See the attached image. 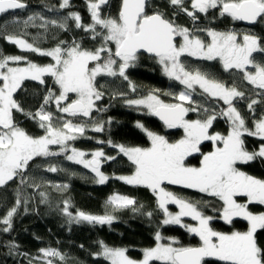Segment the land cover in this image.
I'll return each mask as SVG.
<instances>
[{
  "label": "snow or ice",
  "instance_id": "6c2138e0",
  "mask_svg": "<svg viewBox=\"0 0 264 264\" xmlns=\"http://www.w3.org/2000/svg\"><path fill=\"white\" fill-rule=\"evenodd\" d=\"M169 2L193 20L197 19L198 13H207L209 9L216 8H219L221 16L227 14L233 20L256 22L258 19H264V0H190V9L184 6V0ZM107 3L108 0H88L90 24L85 25L79 13L70 12L65 22L57 24L55 20L45 21L41 25L44 27L51 23L66 28V21L71 19L77 28L91 32L92 39L101 38V44L95 50L82 49L75 41L71 46L62 47L64 42L61 41L54 48L42 50L21 36L4 37L22 50L51 57L54 63L39 65L27 61L22 56L0 59V187L13 181L18 175L21 177V184H24L26 181L23 173L28 168L29 161L38 156L58 154L50 151L51 145H59L69 161L91 169L96 174V182L105 183L108 177L100 171L101 164L103 159L111 160L115 157H105L103 151L88 154L75 148H71V154L68 155L67 142L82 135L85 126L65 120L63 114L89 117L96 101L103 96L96 86L97 77L119 75L127 81L126 69L137 60L138 52L143 50L154 54L163 66L164 73L184 86V90L176 96L181 103H165L158 95L150 92L146 97L126 100V104L146 107L150 114L159 117L166 128L183 129V136L175 142H169L165 136L149 131L137 122L136 127L145 132L150 147H126L113 144L109 140V145L118 148L134 166L132 175L120 176L117 179L129 185L149 188L156 196L158 209L163 212L161 224L180 225L189 234L199 238V245L174 246L178 243L175 238H168L169 242L164 243L165 238L157 230L154 237L155 246L142 249L141 259H132L127 255L126 248L109 247L103 241L99 242L101 251L94 255L103 256L110 264H207V258H214L220 264H264V247L258 244L255 235L258 230H264V212L256 214L249 210V204L264 205V179L240 171L236 166L238 163H248L257 158L264 159V143H261L257 150L250 152L246 149L243 139L248 135L264 141V115L254 119L250 129L245 118L234 106L237 98L244 97L243 92L211 79L200 71H189L181 62V56L184 54L209 61L219 59L225 71L233 68L241 70L248 83L264 90V63H257L253 58L254 52L264 53L260 38L245 34L242 37L243 42L240 43L235 32H217L209 29L207 35L211 37V42L205 43L187 27H180L166 19L162 12L148 14L147 0H121L117 16L102 17L101 7ZM68 5L69 0H62L59 7L63 9ZM26 7L22 0H0V13ZM36 18L29 16L24 21L25 25ZM40 19L43 20V17ZM97 26L101 31H97ZM177 37L182 38L179 44L176 42ZM110 44L115 46L114 51L109 47ZM115 58H119L118 69L115 67L118 63ZM22 61L26 66H10V63L19 64ZM249 65L254 71L247 70ZM46 76H50L54 85L58 86V95L52 88H48L40 108L35 113H27L37 120L39 127L44 130V135L33 137L14 121L13 111H23L14 94L26 79L46 85ZM129 85L135 91L131 81ZM196 85L209 97L222 100L227 107L219 113L213 112L206 119H186L188 112L197 111L195 107L184 106V102H191ZM69 94H74L75 99H71ZM53 102L57 112L61 114L58 117L46 111V106ZM257 103L252 100L247 105L248 109L254 111ZM217 116L225 118L228 122L227 135L210 133ZM54 121L62 126H57ZM93 130L103 131V124L95 125ZM204 141L212 143V151L201 152ZM196 153L202 156L199 166H189L187 158ZM86 155H91L92 158L85 159ZM57 170L54 166L48 168L51 172ZM165 183L196 189L217 197L222 202L219 219L225 224H232L235 218H242L247 222V230L230 233L214 230L211 227L213 217L204 215L198 204L166 191ZM55 187L63 189L67 185ZM40 196L41 203H44L46 193L41 192ZM238 196H246L247 203H238ZM21 203H26V200H21L18 191L15 205L0 218V223L5 225L4 232L10 230L12 218ZM107 204L113 210L131 207L133 212H141L143 208V205L137 206L135 199L119 194L110 196ZM169 204H175L179 211L170 212L167 207ZM70 207V201H64L62 212L70 224H111L116 219L110 214L92 215L83 211L73 213ZM142 214L149 218L152 216L150 211ZM183 217H191L196 224L182 223ZM39 251L41 255L38 259L46 264H52L49 257L64 259L56 249L42 248Z\"/></svg>",
  "mask_w": 264,
  "mask_h": 264
},
{
  "label": "trees",
  "instance_id": "16d2710c",
  "mask_svg": "<svg viewBox=\"0 0 264 264\" xmlns=\"http://www.w3.org/2000/svg\"><path fill=\"white\" fill-rule=\"evenodd\" d=\"M27 7L24 9L9 10L0 14V59L7 56H22L27 61L39 65L54 63L51 57L42 56L39 53L22 50L17 45L4 39L7 35L21 36L34 46L48 50L56 47L61 41L62 47L71 46L75 41L82 49L95 50L101 44V38L92 39L91 32H85L83 28H77L71 19L66 21V28L47 23L45 21L65 22L70 12L79 13L82 22L87 25L91 23L88 10V0H69L66 8H60L62 0H22ZM121 0H108L106 5L101 7V15L107 13L108 17L118 15ZM184 6L190 9V0H184ZM162 12L166 19L174 22L180 27H187L194 35L207 39L205 30L213 29L219 31H238L251 33L261 41L264 47V19H258L254 24L244 26L237 20H233L227 14L221 16L219 8L209 9L207 13H198L197 19L193 20L187 16L179 7H174L169 0H147L146 12ZM29 16L37 18L25 25L24 21ZM43 17V20L40 19ZM100 28L97 26V31ZM114 47V45H109ZM113 49V48H112ZM253 58L257 63H264V53L254 52ZM156 58L146 57L138 54L137 60L126 69L128 80L118 76L115 78L105 75L98 76L96 86L103 93L102 98L96 101L95 108L91 112L90 119L93 118V125L103 124V131L97 132L89 128V124H84L85 132L78 135L75 140L67 142V154L70 155L71 148L78 151H92L98 149L103 151L105 157H115V159H104L100 170L108 180L99 184L91 170L69 161L65 152L61 151L59 145H51L50 151L58 153L52 156H38L29 161V166L23 173L25 183L21 184V177L18 175L13 181H9L5 186L0 187V218L15 205L17 192H20L22 201L17 208V213L12 218V226L8 232H4L5 225L0 223V264H46L39 260L40 249L52 248L59 251L64 259L59 257H49L52 264H110L102 256L95 253L101 251L100 241L109 247L126 248L127 255L132 259L142 257V249L155 245V232L159 230L163 237H172L178 241L179 246L199 245V238L189 234L180 225H162L163 212L157 207L156 196L152 191L142 185H129L117 179L116 176L131 174L134 166L126 156L119 153L117 148L109 145L122 144L126 147H147L148 137L136 127L139 122L145 128L154 131L159 135L174 140L181 136L179 128L168 129L164 124L156 120L152 114L143 110L144 108L135 105L128 106L126 100L134 95H146L148 92L171 94L177 96L184 86L174 79L167 77L162 68L156 63ZM15 66H24V61L19 64L10 63ZM235 71V70H234ZM230 71H225L223 83L228 87H236L238 91L244 93L242 99L237 98L234 106L246 120L247 126L253 127V120L264 115V90H261L242 77H238ZM242 74V73H241ZM46 85L38 81L26 79L22 81L21 87L14 94L15 100L20 104L23 111H13V118L17 125L33 137L44 135V130L39 127L38 121L27 113H35L43 103L44 96L48 88H52L57 93L50 76L45 77ZM131 81L135 86V91L129 85ZM192 102L186 104L192 108L193 105L199 109L195 112H188L187 119H206L209 115L207 111L219 113L227 106L222 100L213 99L195 86L192 95ZM256 100L254 111H250L247 105ZM46 111L52 112L54 116L61 115L57 112L54 103L46 106ZM69 117V115H65ZM226 119L217 116L210 128V133L228 132ZM245 147L248 151L257 150L261 143L258 137L245 135L243 137ZM206 146V145H205ZM204 145L202 147H205ZM200 154H195L187 158V163L197 165ZM56 167L55 172L48 171L49 167ZM237 168L258 179H264V159L257 158L248 163H238ZM36 185H39L37 188ZM56 185H67L66 188L57 189ZM166 191L198 204L200 211L204 215L211 216V227L221 232L233 230L242 231L246 229V222L242 219H234L232 224H225L219 217V210L222 202L217 197L201 193L196 189H189L179 185L165 183ZM46 193V200L41 203L40 193ZM114 194L128 196L135 199L137 206L143 205L141 212H133L131 207L113 210L107 204L109 196ZM239 202H245V196L237 197ZM70 201V211H83L92 215L110 214L116 217L111 224H90L83 222L80 224L69 223L68 218L63 214L64 201ZM168 208L175 210L172 204ZM249 210L254 213L264 212V205L256 203L249 204ZM152 212L151 218L142 213ZM185 221H191L185 219ZM256 240L261 247H264V230H258ZM155 264H160L155 262ZM207 264H220L214 258H207Z\"/></svg>",
  "mask_w": 264,
  "mask_h": 264
},
{
  "label": "rangeland",
  "instance_id": "374dc122",
  "mask_svg": "<svg viewBox=\"0 0 264 264\" xmlns=\"http://www.w3.org/2000/svg\"><path fill=\"white\" fill-rule=\"evenodd\" d=\"M102 17H108L107 16V13H104V15H102ZM209 30V29H208ZM211 30H213V29H211ZM99 31H101V29L99 30ZM214 31H217V32H229V31H219V30H214ZM232 32H235L236 34H237V40H238V42H240V43H242L243 41H242V37H243V35H245V34H248V35H253V34H251V33H248L247 31H245V32H243V31H241V32H238V31H233V30H231ZM206 35H207V30H205V32H204ZM208 36V35H207ZM201 40H203L205 43H210L211 42V37H207V39H204V38H202L201 37ZM182 41V38H180V41H179V43ZM178 43V44H179ZM113 48V51L115 50V46L114 47H112ZM116 59V58H115ZM118 61V63H117V65H115V67L118 69V66H119V60H117ZM156 61V63H158L159 65H160V67L162 68V71H163V73H164V70H163V66L158 62V60L156 59L155 60ZM181 62L185 65V67H186V69L187 70H189V71H200L201 73H204V74H206L209 78H211V79H215V80H217V81H219V82H221V83H223V79H224V77H225V74H223V73H225V70H224V68H223V66H222V63H221V61L219 60V59H215V60H211V61H209V60H206V59H202V58H197V57H190V56H187L186 54H184V55H182L181 56ZM10 66H13V67H16L15 65H11L10 64ZM24 66H26V65H24ZM90 66H92V65H90ZM20 67H23V66H20ZM247 70H249V71H254V69L252 68V66L251 65H249V67H247ZM242 73V74H241ZM165 74V73H164ZM234 74H237V76L238 77H242L243 79H244V77H243V72L241 71V70H235L234 71ZM166 75V74H165ZM105 76H107V75H105ZM119 75H117V76H107V77H111L112 79L113 78H115V77H118ZM167 76V75H166ZM168 77V76H167ZM123 78V77H122ZM244 81L245 82H247L245 79H244ZM53 83V82H52ZM250 84V83H249ZM197 87H199L198 85H196ZM57 88H58V86H56ZM58 90V89H57ZM184 90V89H183ZM182 90V91H183ZM57 93H58V91H57ZM150 92H148L146 95H134L133 97H131V98H129V99H140V98H143V97H146L148 94H149ZM152 93H154V94H156V95H158L159 96V98L162 100V101H164L165 103H181L179 100H177L176 99V96H173V95H171V94H166V93H158V92H156V91H152ZM58 95V94H57ZM70 95V97H71V99H75V95L74 94H69ZM128 99V100H129ZM70 102V101H69ZM191 102H192V99H191ZM191 102H184V104L186 105V104H190ZM54 103V102H53ZM55 104V103H54ZM56 106V105H55ZM137 107H140V108H144L143 110H145L146 112H148L149 113V110L146 108V107H144V106H137ZM195 108H197V107H195ZM202 110H204L205 111V109L206 108H201ZM199 109L197 108V111H198ZM207 112H210V113H208L209 115H211V114H213V111H211V110H208ZM207 112H205V113H207ZM65 115H67V114H65ZM60 116V115H59ZM64 116V115H63ZM90 117H91V114H90V116L89 117H84V116H82V115H77V116H69V117H66V116H64V119L65 120H70L73 124H80V125H84V124H89V126H91V127H89V128H94L95 127V124L93 125V118L92 119H90ZM218 117H220V116H218ZM220 118H223V117H220ZM224 119V118H223ZM54 123H56L57 124V126H62V125H59L58 124V122L57 121H54ZM226 123H227V125H228V122L226 121ZM137 124V123H136ZM228 127V131H229V125L227 126ZM147 129V128H146ZM149 131H150V129H148ZM142 131V130H141ZM144 132V131H143ZM152 132H154V131H152ZM145 133V132H144ZM156 133V132H155ZM182 134H181V136L179 137V138H177V139H174V140H169V142H175L176 140H178V139H180L182 136H183V129H182V132H181ZM220 134H222V133H220ZM222 135H227V133L226 134H222ZM147 136V135H146ZM149 140V139H148ZM148 142H150V141H148ZM120 145V144H119ZM151 145L149 144V146L148 147H150ZM118 149V148H117ZM94 151H99L98 149H95V150H92V151H83V152H85V153H88V154H90V153H92V152H94ZM119 151V150H118ZM120 153V152H119ZM71 154V153H70ZM122 154V153H121ZM92 157H91V155H86L85 156V159H91ZM202 159V157H200V160ZM104 160V159H103ZM200 160H198V161H200ZM78 164V163H77ZM188 164V163H187ZM189 166H199V163L197 164V165H190V164H188ZM83 166V165H82ZM89 169V168H88ZM89 170H91V169H89ZM101 171V170H100ZM241 171V170H240ZM102 172V171H101ZM93 174H94V176H95V178H96V180H97V177H96V174L94 173V172H92ZM130 175H132V173L131 174H122V175H119V176H116V177H120V176H130ZM154 195V194H153ZM110 197V196H109ZM239 197V196H238ZM237 199V198H236ZM245 202L244 203H247V197L245 196ZM108 201V200H107ZM237 202L238 203H242V202H239L238 201V199H237ZM172 205H174L176 208H175V210H172V209H170V208H168L169 209V211L170 212H172V213H176V212H178L179 211V208L175 205V204H172ZM254 213V212H253ZM256 214H258V213H256ZM185 219H190L191 221H185ZM218 219H219V217H218ZM236 219V218H235ZM238 219H242V218H238ZM219 220H221V219H219ZM243 220V219H242ZM222 221V220H221ZM245 221V220H244ZM223 222V221H222ZM246 222V221H245ZM182 223H184V224H189V225H195L196 224V221H194V220H192L191 219V217H183L182 218ZM224 223V222H223ZM246 224H247V222H246ZM247 227H248V225H246V229L245 230H242V231H246L247 230ZM233 231H238V230H233ZM230 232H232V231H230ZM230 232H225V233H230ZM163 236V235H162ZM165 239L163 240V242L164 243H168L169 242V239L168 238H172V237H164ZM155 246V245H154ZM174 246H179L178 244H176V245H174ZM196 246V245H195ZM103 257V256H102ZM104 258V257H103ZM142 258V257H141ZM141 258H139V259H141ZM138 260V259H137ZM108 261V260H107ZM160 263V262H159Z\"/></svg>",
  "mask_w": 264,
  "mask_h": 264
},
{
  "label": "flooded vegetation",
  "instance_id": "af4514ba",
  "mask_svg": "<svg viewBox=\"0 0 264 264\" xmlns=\"http://www.w3.org/2000/svg\"><path fill=\"white\" fill-rule=\"evenodd\" d=\"M198 37L201 39V37L198 35ZM180 38L181 37H177V39H176V42H177V44L179 43V41H180ZM138 55V54H137ZM155 58V57H154ZM117 60H119V58H116ZM247 67H249V66H247ZM234 70H238V69H235V68H233V69H230V70H227V71H230V72H232L233 73V71ZM152 92V91H151ZM187 107V106H186ZM193 107H196V105H193ZM186 119H187V117H186ZM188 120H194V119H188ZM169 129V128H168ZM172 130V129H171ZM179 130H181V132H182V129H180L179 128ZM166 139H167V137H165ZM150 144V143H149ZM205 146V147H202V146ZM148 147V146H147ZM213 150V145H212V143L210 142V141H204L203 143H202V145H201V152L202 153H207V152H210V151H212ZM196 154H200V153H196ZM195 155V154H194ZM200 157H202L201 155H200Z\"/></svg>",
  "mask_w": 264,
  "mask_h": 264
},
{
  "label": "water",
  "instance_id": "95a60500",
  "mask_svg": "<svg viewBox=\"0 0 264 264\" xmlns=\"http://www.w3.org/2000/svg\"><path fill=\"white\" fill-rule=\"evenodd\" d=\"M120 5V4H119ZM1 14V13H0ZM152 14V13H151ZM238 22H240V23H242L244 26H249V25H252V24H254L255 22H248V21H241V20H237ZM138 54H144V55H146V57L148 56V57H155L154 56V54H149V53H147L146 51H143V50H140L139 52H138ZM184 106L186 107V105L184 104ZM187 115H188V113L186 114V117H187ZM153 117L156 119V120H158L159 122H161L162 124H163V122L159 119V117H157V116H154L153 115ZM185 117V118H186ZM196 246H198V245H196Z\"/></svg>",
  "mask_w": 264,
  "mask_h": 264
}]
</instances>
